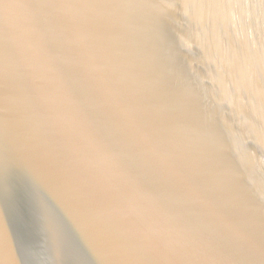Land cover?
<instances>
[{"label":"water","instance_id":"water-1","mask_svg":"<svg viewBox=\"0 0 264 264\" xmlns=\"http://www.w3.org/2000/svg\"><path fill=\"white\" fill-rule=\"evenodd\" d=\"M0 264H264V0H0Z\"/></svg>","mask_w":264,"mask_h":264}]
</instances>
